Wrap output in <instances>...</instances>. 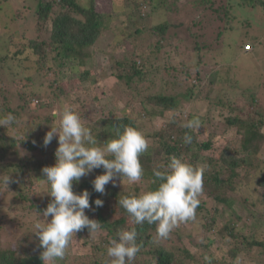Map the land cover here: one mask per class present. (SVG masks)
Returning <instances> with one entry per match:
<instances>
[{
  "label": "trees",
  "instance_id": "trees-1",
  "mask_svg": "<svg viewBox=\"0 0 264 264\" xmlns=\"http://www.w3.org/2000/svg\"><path fill=\"white\" fill-rule=\"evenodd\" d=\"M7 1L10 0H5ZM181 1H183V9L190 13H185L186 15L182 17L185 20H176L177 24H175V21L171 22L169 17L182 10L179 9ZM251 8L257 12L255 18L258 17L260 22L264 20V0H24L23 8H17L14 13L12 10L7 11L1 7L0 92L5 88L1 81L8 69L14 71L13 81H25L27 84L26 91H19L20 100L24 102L20 105L21 108H24L27 103L26 99L38 98L42 95L44 85H47L50 92L47 93L46 102L40 101L37 104V107L44 110L42 116L44 126L39 124L35 130L29 127L19 136L14 129L15 122L11 126H0V172L8 152L22 150L28 155L6 166H12L20 180L25 175L35 180L45 179L42 169L55 163L58 140L54 137L45 147L43 139L57 121L58 110L65 104L71 105L77 113L80 112V116L84 115L83 113L89 108L91 110L100 108L109 116L101 118L105 136L100 144L115 138L117 132L122 131L125 126L139 129L134 113L127 109L119 111L116 104L106 107L99 102L97 96H91L88 92L90 89L88 82H83L88 75L90 76V62L93 61L94 56L96 57V53H99L98 44L108 35L111 37L106 47H108V63L111 64L112 72L108 74L103 71L100 73V79H107L108 75L113 76L117 81L110 88L120 91L124 86L128 90L126 102L133 100L136 94L140 98L146 93L142 91L143 89L137 92L131 91L130 86L133 81L152 82L154 76L158 81L167 79L165 91H169L168 88L174 91L173 93L157 91L148 99L152 108H157L161 112H172V119L165 126L156 127L146 134L151 143L150 151H146L140 157L144 169L142 178L150 179V185L146 190H155L160 181L154 176L153 170L158 166H163L160 170H164L173 156L197 165L200 156L203 155L202 150L213 151L212 143L210 139H199L201 129L193 132L191 129L181 127L183 122L181 123L180 119L183 117L178 112L180 93L175 90L184 86L187 91L182 92V96H188L191 91V94L195 92L199 99L200 77L196 75L192 78L188 74L189 80L177 81L174 73L177 68L171 61L163 60L165 38L171 26L184 28L183 36L194 42L196 58L201 60L199 56L202 44L200 45L199 41L202 38L191 29L198 25L203 26V21L206 19L213 28L212 33L215 32L219 38L227 31L234 30L238 35L242 33L243 41L240 40L239 44H244L245 48L250 47L251 49L247 50L251 52L261 47L264 40V26L260 25L257 19L240 18L242 12L245 13ZM26 11L27 14L32 15L29 20L31 27H23L19 35H16L12 29L15 26L12 24L17 25V22L24 21ZM2 15H6L4 20L1 19ZM6 19H9L11 24H7ZM241 23H244V27L240 25ZM180 40H184L182 36ZM110 42L112 43L109 45ZM113 45V49H110ZM119 46H121L120 52L126 53V56L118 57L113 53ZM221 56L215 57L213 63L205 62L207 65L213 64L211 71L213 76L211 75L209 82L214 89L219 85L216 90L222 88L220 86L222 84L227 85L230 90H235L231 82L234 83L239 79H236L237 75L232 71L230 62L226 63L225 59H223L225 63L220 62ZM82 67H88V69H85L81 78L75 80V68L80 70ZM65 79H73V89L65 86ZM192 80L197 81L191 83ZM262 91H264V80H260L251 87L241 86V99H236L237 103L229 101L228 98L226 101L225 99L219 101L222 107L227 106V112H229L224 116L225 128L236 131L240 136L242 148L249 152H261V146L264 144V132L259 129L264 119V108L259 101V94H263ZM26 92L28 96L25 95ZM146 101L147 98L143 100L144 103H141L144 109L147 105ZM8 111L14 116L20 115L16 111L14 114V111L8 107H2L0 117L7 115ZM193 116L195 117V114L187 113V119H192ZM185 133L193 136L191 145L183 143ZM221 151L224 155L205 158L208 167L203 176L204 190L199 198L200 204L196 209L195 219L188 222L192 226L199 223L202 230H210L216 226L217 218L221 215L220 206L231 205V196L227 195L228 190L237 189V182L235 183L233 175L236 173L239 161L227 155L232 152H228L229 149ZM36 153H40L41 156L38 157ZM220 167H223L227 173L221 174ZM103 172L102 167L94 169L73 184V191L77 194L82 190L89 191L91 209H86L85 214L90 219L100 222L102 231L89 234L85 228L77 232L75 236L82 240V244L90 242V245L85 246L83 252L75 254L66 250L62 259L64 264H104L109 239L115 237L119 230L133 227L136 229L137 243L141 250L131 264H203L201 256L192 253L184 245L183 239L189 232L183 233L181 231L183 227L175 228L167 239L156 240L155 224L132 223L118 201L122 196L145 191L140 183H134L132 189H128V182L124 178L117 177L115 185L109 183L105 186L104 194L95 192L92 181ZM258 182L264 184V174L260 176ZM20 184L18 182L17 190L23 189L19 187ZM97 198L103 201L102 207H96L92 203ZM51 199L48 195L46 206ZM256 233L251 231L248 235H239L236 227L229 222L217 226L218 237H229L228 253L232 259L241 253L250 256L254 250L257 256L264 254V239L257 238ZM42 250L39 247L38 238L36 244L24 251L17 248L3 249L0 250V264H42L40 259ZM207 261L206 263L204 259V264H224L221 258L214 256L209 257Z\"/></svg>",
  "mask_w": 264,
  "mask_h": 264
},
{
  "label": "rangeland",
  "instance_id": "rangeland-1",
  "mask_svg": "<svg viewBox=\"0 0 264 264\" xmlns=\"http://www.w3.org/2000/svg\"><path fill=\"white\" fill-rule=\"evenodd\" d=\"M23 4L24 0H10L7 2H5V0H0V8L2 7L7 11L12 10V13H14L17 8L22 9ZM180 8L182 9L181 11L173 14L172 17L168 16L171 22L175 21V24H177L176 20H185L182 19V17L190 13L183 9V1L179 2V9ZM255 13L257 14L256 10L251 8L245 13L242 12V17L240 16V18L247 20L257 19L256 21L264 26V20L260 22L258 17L255 18ZM5 16L6 15H2L1 19L4 20ZM31 17L32 15L27 14L26 11L24 21L17 22V25L15 23L12 24L18 27H12L16 35H19L23 27H31L29 23ZM5 21L7 24H11L9 19ZM207 22L208 21L205 19L203 21V26L198 25L191 29L192 32L196 31L202 38L199 41L200 45L202 44L201 54L199 56L201 60L196 58L197 52L194 47V42L183 36L182 29L184 28H175V26H171L167 33L168 36L165 38L163 44V60L165 62L171 61L172 65L177 68L174 73L179 82L189 80L187 78L188 74H190L192 78L199 75L198 77H200L201 83V86L198 88L199 99L196 97L195 92L191 94V91L188 96H182L181 93L187 91L184 86L180 89L176 88L177 90H175V92L180 93L178 112L182 117L184 113L188 112L195 114V117H198L201 121L199 139H210L212 143L213 151L202 150L203 155L200 156L198 164L205 163L206 157L212 156L216 158L219 155H224L221 151L222 149H229L228 152L232 151L227 155L239 161V166L237 167L236 173L233 175L235 183L237 182V189L234 191L228 190L227 195L231 196V205L220 206L221 215L218 216L217 224L213 229L202 230L199 223H196L195 226H192L188 222L180 224L179 226L183 227L181 229L183 233H190L186 234L183 243L192 253H197V255L201 256L203 264L205 257L209 258L212 256L221 258L224 264H264V254L257 256L255 253L256 250H254L250 256L241 253L236 258L232 259L228 253L229 237L217 236V226H222L224 223L229 222L236 227L239 235H248L251 231H256V237L264 239V184L258 182L260 176L264 174V144L261 146V152L259 153L255 151L249 152L247 149L242 148L239 134L230 128H225L224 116L229 112H227V106L222 107L219 103V101H223V99L226 101L227 98L229 101L237 103L235 100L241 99V86L251 87L260 82V80H264V40L261 47L249 52L247 49H251L250 47L245 48V46H243L244 44H239L240 40L243 38L242 33L238 35L234 30L227 31L219 38L215 35V32L212 33L213 28L211 24ZM240 25L243 26L244 23ZM181 36L184 39L183 41L180 40ZM110 37L109 35L107 38L103 37V40L98 44L99 48L97 49L99 53H96V57L94 56L93 61L90 62V76L88 75L83 82H88L90 88L88 92H90L91 96H97L99 102L103 103L106 107L109 108L116 104L119 111L127 109L134 113L139 130L146 136L148 131H152V129L156 127L165 126V124L172 119V112H161V110L159 111L157 108H152L148 103L149 97L157 91L168 93H173L174 91L172 88H168L169 91H165L167 90V79L163 78L158 81L154 76L152 82L146 80L133 81L130 86L131 91L137 92L143 89L142 91L146 93L140 98H138L136 94L133 100L126 102L128 90L124 86L120 91H115L114 88H110V86L117 81L113 76L109 77L108 75L112 72L111 64L108 63V47H106ZM111 43L112 42H110L109 45ZM113 47L114 45L110 46V49H113ZM120 49L121 46L115 49L113 53L118 57L126 56L127 54L120 52ZM127 49L128 48H126V50ZM218 56H221V63H225L223 62V59H225L226 63L229 64L230 62V66L232 65V71L237 75L236 79H239V81L235 80L234 83L231 82L235 90H230V88L224 84L220 85L222 88L216 90L219 85L215 86L216 89H214L213 85L210 84L209 80L213 74V72H211L213 70V64L207 65L205 62L212 61L213 63V59ZM233 57L235 59L232 60ZM163 60L160 61L163 62ZM217 66H219V64H217ZM85 69H88V67H82L80 70L75 68V80L81 78ZM103 71L108 73L107 79H100V73ZM5 72L6 74L1 81L5 85V88L0 92V108L8 107L10 110L14 111V114L15 111L20 114H15L16 125L14 127L19 136L29 127L35 130L39 124L41 126L44 124L42 118L44 110L37 107V104L40 101L46 102L48 100L46 96L50 90L47 88V85H44L42 95L38 98L26 99L27 103L24 108H21L20 105L24 102L20 100V92L22 90L26 91L27 84H25V81H13L12 77L14 71L11 69ZM18 74L21 75L20 71H18ZM68 79L64 80L65 86L67 88H72L73 79ZM196 81L197 80H192L191 83ZM81 86H83V84H81ZM262 93L263 94H259V101L264 108V91H262ZM25 95L28 96L29 94L26 92ZM191 95H193V98H191ZM228 95H231V97ZM145 98H147V105L144 109L141 103H144L143 100H145ZM245 103H247V101H245ZM249 108L251 110V107ZM232 113L235 114L237 112ZM83 114L84 115L80 116L82 121L87 127L91 128L97 143H102L105 133H103L104 123L101 121V118L109 116L103 113L100 108L94 110L89 108L88 111ZM255 117L258 119L257 116ZM183 118L180 119L181 123L183 122ZM259 129L264 132V119L259 125ZM150 146L151 143L149 141L148 152L150 151ZM27 155L28 154L22 150H18L17 152L9 151L1 167L2 172H0V174H9L12 182L7 185V188L0 185V250L17 248L20 251H24L36 244L37 237L32 233L33 224L36 220L37 213L42 212V210L46 208V200L48 197L47 185L42 181L44 178L35 180L33 177H27L25 175L24 178L20 180L19 176L16 175L15 171L12 169V166H6V164L24 159ZM35 155L38 157L41 156L40 153H36ZM219 170H221V174L227 173L223 167H220ZM18 182L21 183L19 187H23V189L17 190ZM137 183H140L141 188L146 190L150 185V179L146 177L141 178V181ZM133 185L134 184L128 183V189H132ZM88 245H90V242L84 245L82 244V240L74 236L67 250L75 254L83 252L84 247ZM207 260L206 263L208 262ZM57 264L64 263L62 259H58Z\"/></svg>",
  "mask_w": 264,
  "mask_h": 264
},
{
  "label": "clouds",
  "instance_id": "clouds-1",
  "mask_svg": "<svg viewBox=\"0 0 264 264\" xmlns=\"http://www.w3.org/2000/svg\"><path fill=\"white\" fill-rule=\"evenodd\" d=\"M57 116L58 120L43 139L45 147L54 137L58 140L55 163L42 169L45 176L42 181L52 199L42 212L37 213L32 231L43 249L40 253L42 264H57L58 259H63L77 232L85 228L89 234L102 231L101 223L85 214L86 209H91L89 191L82 190L77 194L73 184L101 167L103 174L92 181L95 192L104 194L105 186L115 185L117 177L130 184L137 183L144 174L140 157L149 148L148 139L136 127L125 126L115 138L98 144L91 128L71 105L65 104ZM183 117L181 127L199 131L201 121L198 117L187 119V113ZM15 120L16 117L8 113L0 117V126H11ZM183 143L191 145L193 136L185 133ZM160 167L163 166L153 170L160 181L155 190L122 196L118 201L133 224L156 225V240L167 239L180 224L195 219L208 166L206 163L193 165L173 156L164 170ZM10 182L9 174H0V185L7 188ZM92 203L96 207L103 206L99 198ZM140 250L136 229H121L109 239L104 264H131Z\"/></svg>",
  "mask_w": 264,
  "mask_h": 264
}]
</instances>
